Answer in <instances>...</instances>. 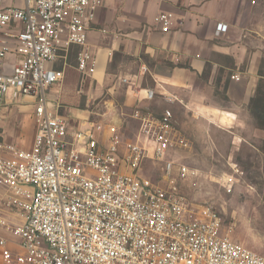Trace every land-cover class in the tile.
<instances>
[{"label": "built area", "instance_id": "obj_1", "mask_svg": "<svg viewBox=\"0 0 264 264\" xmlns=\"http://www.w3.org/2000/svg\"><path fill=\"white\" fill-rule=\"evenodd\" d=\"M98 3L0 0V107L29 98L34 124L29 148L0 141V264H264L212 218L187 216L177 183L188 168L173 158L181 137L169 109L74 123L60 114L49 96L65 77L55 63L77 47L76 71L94 73L87 33ZM153 21L170 31L171 15ZM149 162L157 182L143 174Z\"/></svg>", "mask_w": 264, "mask_h": 264}, {"label": "crops", "instance_id": "obj_2", "mask_svg": "<svg viewBox=\"0 0 264 264\" xmlns=\"http://www.w3.org/2000/svg\"><path fill=\"white\" fill-rule=\"evenodd\" d=\"M263 2L99 0L87 33L96 68L85 79L81 76L80 84L109 92L121 89V103L103 119L126 117L134 109L159 115L152 107L162 104L191 117L223 122L235 132L250 117L249 103L260 80ZM158 13L171 15L169 32L154 23ZM218 24L227 30L218 31ZM68 52L55 63L64 70L62 83L67 64L58 65ZM148 88L156 93L151 102L142 99ZM50 97L60 103L59 97Z\"/></svg>", "mask_w": 264, "mask_h": 264}, {"label": "rangeland", "instance_id": "obj_3", "mask_svg": "<svg viewBox=\"0 0 264 264\" xmlns=\"http://www.w3.org/2000/svg\"><path fill=\"white\" fill-rule=\"evenodd\" d=\"M14 4H17L15 1ZM260 21L264 22V2L260 4ZM264 34V25L263 30ZM79 49L69 50L63 61L66 66L64 83L49 90L59 97V112L74 123L81 120L100 121L122 101L121 89L109 92L80 84L76 72ZM260 103L264 113V40L260 39ZM60 85V86H59ZM219 98L223 97L220 92ZM54 99V98H52ZM155 112L169 109L177 122L181 139L174 145L173 158L184 164L188 173L177 183L189 218H212L220 234L241 243L264 257V128H258L253 115L243 120L236 131L223 122L183 114L176 107L156 104ZM250 112V111H249ZM32 105L29 98L6 100L0 107V141L21 148L31 146L34 135ZM223 116H226L225 114ZM225 121V120H224ZM128 122V123H127ZM126 130L134 127L129 120ZM233 132V133H231ZM158 165L149 162L143 174L157 182Z\"/></svg>", "mask_w": 264, "mask_h": 264}, {"label": "trees", "instance_id": "obj_4", "mask_svg": "<svg viewBox=\"0 0 264 264\" xmlns=\"http://www.w3.org/2000/svg\"><path fill=\"white\" fill-rule=\"evenodd\" d=\"M259 103H260V89L257 86L255 90V94L251 98L249 103V111L250 114H252L254 119L256 120L257 127L264 128V113L261 114L260 111L258 110V108L260 109Z\"/></svg>", "mask_w": 264, "mask_h": 264}]
</instances>
